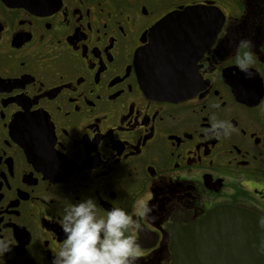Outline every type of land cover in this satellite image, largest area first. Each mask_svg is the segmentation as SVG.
<instances>
[{
	"label": "flooded vegetation",
	"instance_id": "1",
	"mask_svg": "<svg viewBox=\"0 0 264 264\" xmlns=\"http://www.w3.org/2000/svg\"><path fill=\"white\" fill-rule=\"evenodd\" d=\"M199 4L218 18L179 52L188 91L151 95L136 50L165 15ZM243 37L256 56L251 77L234 63ZM212 114L230 121L229 136L207 131ZM89 197L99 216L132 213L141 199L153 207L130 230L137 264H171L173 235L209 211L264 216V0H0L6 264H51L62 205Z\"/></svg>",
	"mask_w": 264,
	"mask_h": 264
},
{
	"label": "water",
	"instance_id": "2",
	"mask_svg": "<svg viewBox=\"0 0 264 264\" xmlns=\"http://www.w3.org/2000/svg\"><path fill=\"white\" fill-rule=\"evenodd\" d=\"M217 18L211 7L199 4L172 11L151 27L148 42L134 56L146 92L178 99L188 91L191 74L180 69L178 59L184 55L179 52L205 38ZM259 217L234 207L209 211L173 235L171 264H264Z\"/></svg>",
	"mask_w": 264,
	"mask_h": 264
},
{
	"label": "clouds",
	"instance_id": "3",
	"mask_svg": "<svg viewBox=\"0 0 264 264\" xmlns=\"http://www.w3.org/2000/svg\"><path fill=\"white\" fill-rule=\"evenodd\" d=\"M234 63L246 76L253 75L256 56L253 42L243 37L235 44ZM218 108L219 105H212ZM211 125L207 130L216 136H229L232 131L230 121L210 116ZM98 204L94 198L62 205L58 223L64 239L53 253L51 264H137L143 255L139 244L130 230L139 228L135 216L144 217L153 212L147 200L136 202L132 213L123 207H112L105 216L97 214ZM258 224L264 228V216ZM13 250L12 242L0 238V264H6L5 254Z\"/></svg>",
	"mask_w": 264,
	"mask_h": 264
}]
</instances>
